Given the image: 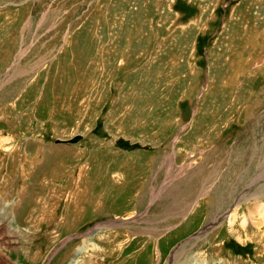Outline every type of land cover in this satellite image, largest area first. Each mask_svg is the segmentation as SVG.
Masks as SVG:
<instances>
[{
    "label": "rangeland",
    "instance_id": "1",
    "mask_svg": "<svg viewBox=\"0 0 264 264\" xmlns=\"http://www.w3.org/2000/svg\"><path fill=\"white\" fill-rule=\"evenodd\" d=\"M262 115L264 0H0V264H264Z\"/></svg>",
    "mask_w": 264,
    "mask_h": 264
},
{
    "label": "bare ground",
    "instance_id": "2",
    "mask_svg": "<svg viewBox=\"0 0 264 264\" xmlns=\"http://www.w3.org/2000/svg\"><path fill=\"white\" fill-rule=\"evenodd\" d=\"M4 141V140H3ZM3 143V142H2ZM5 143V142H4ZM236 186V185H235ZM209 188V187H208ZM203 191V190H202ZM209 191H211V189L209 188ZM225 192V191H224ZM207 192H205L203 195H205ZM234 194V193H233ZM261 194V193H260ZM264 194V193H263ZM262 194V195H263ZM228 195H231V192L230 191H228L227 192V195H224L225 196V200L228 198ZM262 195H258L257 197H256V199L257 198H259V197H262ZM253 199V198H252ZM236 200H237V198H236ZM236 200H232V197H230V201H231V203H233L234 201H236ZM240 200V199H239ZM242 200V199H241ZM261 200V199H260ZM222 202V201H221ZM240 202V201H239ZM238 202V203H239ZM210 203H212V200H210L209 201V204ZM9 204V203H8ZM228 204V203H227ZM9 207H11V204H9L8 205ZM43 206V205H42ZM42 206H41V208H42ZM215 207V206H214ZM222 207L224 208V206L222 205ZM233 207V206H232ZM251 207V206H250ZM249 207V208H250ZM255 207V206H254ZM39 208V207H38ZM40 208V209H41ZM223 208H220L219 209V211H221ZM260 208V207H259ZM6 209V208H5ZM250 210V209H249ZM248 211V210H247ZM254 211V210H253ZM237 212V211H236ZM256 212V211H255ZM13 214V213H12ZM245 214V213H244ZM14 215V214H13ZM42 215V214H41ZM248 215H250V214H248ZM15 216V215H14ZM239 216V214H234V215H231V217H230V215H229V210L226 212V211H224V213H223V215H222V217H220V218H216V219H214V220H212L211 222H209L208 223V225L204 228V229H206V230H208V233L206 234V235H208V236H213L212 234H215V233H211V231L212 230H216V233H217V231H218V227L219 226H222V222H223V219H224V217H227V218H229L230 217V222H229V230L231 231V233H234L235 235H236V237H237V240L238 241H240V242H242L243 241V237H242V231H244V233L246 234V237L249 235V231L251 232V230H256L255 232L256 233H252V236H253V238H256L257 237V235H259V237L262 235V237H263V239H261L260 241H261V243L263 244V247H264V220H262V219H260V217H258V216H256V217H254L255 216V214L253 215V213L251 214V217H253V220H251V219H248V217L246 216V217H241V219H240V222H241V226H240V228L238 229L237 228V225H236V222H237V217ZM34 218V217H33ZM245 218V219H244ZM35 220V219H34ZM221 223H220V222ZM217 222H219L220 223V225L218 226V224L219 223H217ZM217 223V224H216ZM39 224V223H38ZM42 224V223H41ZM216 224V228L214 227V225ZM251 224V225H250ZM31 225V224H30ZM33 225V224H32ZM70 226V225H69ZM247 227H251L250 229H248ZM255 227L257 228V229H255ZM2 228H4V227H2ZM8 229H9V232H8ZM1 232H0V237H1V235L3 236L4 234H7V233H10V228L9 227H7V228H5V229H3V230H0ZM251 236V237H252ZM203 237V238H202ZM200 238V237H199ZM199 238H196L195 239V244L197 243V241H200V240H203L204 239V235H201V239L199 240ZM248 238V237H247ZM245 240V239H244ZM201 242V241H200ZM254 242V241H253ZM88 243V242H87ZM258 244V243H257ZM5 245H8V243L7 242H5V241H2V243L0 244V256L1 257H5V254H4V252H3V250H2V247L4 248V246ZM192 245H194V243H192ZM191 245V246H192ZM182 246V245H181ZM93 247V246H92ZM188 247H190V245H186V246H184V247H181V248H179V249H182V250H180L181 251V253L179 254V255H181L180 257H178V259L174 262V263H177L181 258H183V257H188L187 256V248ZM177 251V250H176ZM191 251V250H190ZM262 251V250H261ZM27 254H28V252H27ZM190 254V253H189ZM88 255V254H87ZM192 255V254H191ZM176 258V256H175V253H174V256H173V259H175ZM172 259V260H173ZM197 259H199V257H192V259L191 260H189L188 262H186V264H198V260Z\"/></svg>",
    "mask_w": 264,
    "mask_h": 264
},
{
    "label": "crops",
    "instance_id": "3",
    "mask_svg": "<svg viewBox=\"0 0 264 264\" xmlns=\"http://www.w3.org/2000/svg\"><path fill=\"white\" fill-rule=\"evenodd\" d=\"M263 117V122L261 123L262 125H260L259 126V124H258V122L259 121H256L255 122V124L254 125H256V127H255V135H254V139H252L254 142H255V140H256V137H258L260 134H262L261 132L263 131V129H264V115H262L261 116V118ZM255 118V117H254ZM253 118V119H254ZM233 119H234V117H233ZM258 125V126H257ZM260 141H264V138L262 139V140H258V142H260ZM256 147H262V148H264V143L262 144V145H258V146H256ZM261 157H255L256 159H257V162H258V164L260 165V166H263L262 167V170L264 171V155H260ZM259 186V185H258Z\"/></svg>",
    "mask_w": 264,
    "mask_h": 264
},
{
    "label": "water",
    "instance_id": "4",
    "mask_svg": "<svg viewBox=\"0 0 264 264\" xmlns=\"http://www.w3.org/2000/svg\"><path fill=\"white\" fill-rule=\"evenodd\" d=\"M80 139H81L80 136H75V137H73L71 140H69L68 142H70V143H75V142H77V141L80 140Z\"/></svg>",
    "mask_w": 264,
    "mask_h": 264
}]
</instances>
